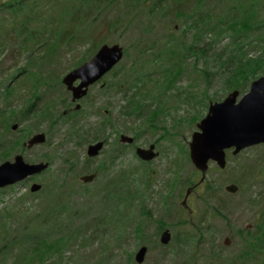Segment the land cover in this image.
<instances>
[{
    "label": "trees",
    "instance_id": "trees-1",
    "mask_svg": "<svg viewBox=\"0 0 264 264\" xmlns=\"http://www.w3.org/2000/svg\"><path fill=\"white\" fill-rule=\"evenodd\" d=\"M153 1L154 3L149 8L141 11L146 19L158 17L172 21L174 18L178 21L180 20L178 18H184L185 29L183 33L191 38L190 42L184 41L185 52L181 53L178 49L179 37L174 33H168L161 37L162 39L168 38L169 46H163L160 38L158 41H152L151 46L139 47L136 56L131 57L130 68L120 63L104 77L103 81L106 84L101 86V95L105 98L109 97L111 93L121 95L122 99L126 101V105L119 111L121 115L133 118L137 123L140 119L145 118L142 123L130 128L137 138L140 137L142 126L145 124L147 129L152 132L163 130L166 135H163L162 139H167L169 134L164 120L166 116L164 118L161 114L164 109L179 111L180 106L179 104L175 107L157 105L152 110H148L149 105L144 103L140 97V91L143 87L139 83L145 75L141 72H144L148 65L154 63L155 66L156 63L160 62L161 67H154L155 71L151 74L152 78L154 75L162 76L164 73L168 79L166 85L168 87L164 85V88L174 87L176 89L174 82L182 73L187 60L195 58L192 65L198 68L197 72L208 81H222L226 95L234 91L244 94L254 81L264 75V33L252 40L253 42L244 43V40L248 39L255 29H264V20H258L261 12V0H229L228 4L233 3V5L226 8L224 13L215 16H213V11L202 9V4L207 0ZM193 1H196L194 9L190 11L184 9L185 2ZM141 2L146 5L144 0H6V2L0 3V27L8 20L17 26L13 27L11 31L16 32V38L19 42L18 49L27 54V64L31 70L24 82L30 84L29 97L25 100L20 99L23 104L24 102L26 104L23 110L12 111L13 101L20 98L19 89H21V85L12 88L11 82L20 75L21 70L17 71L13 80L4 89V106L0 107V164L10 160L17 151L26 152L23 143L33 136L31 134L34 126L30 124L26 128L22 127L28 121H44L49 124L48 145L53 144L54 136L57 134H61L68 141L77 139L79 143H96L103 140L107 144L108 130L117 129L115 120L103 115L104 122L99 127L93 128L88 124L89 118L92 115L103 113L102 107H98L95 113H92L96 103L94 96L89 93L86 97V105L80 110H76L70 99L71 93L66 90L62 83L63 77H59L57 74L44 75L41 66L43 62H55L57 55L63 48L73 50L76 46L91 42L92 45L87 54L78 59L73 64V68H78L86 63L97 53L102 44L104 45V42L96 43L92 40L94 33L90 32V29L93 22L98 21L103 12L113 6L118 8L122 6L126 11L124 13L121 11L117 15L118 20L109 22L110 28L117 27L122 24L121 19L124 15L133 13L132 10L138 8ZM236 3L239 9H237ZM4 26L6 27V25ZM226 32L231 33L232 43L229 46V51L225 50L221 55H216L214 67L217 70L214 71L209 66L210 62L207 59L208 49L201 44L207 41L208 35L220 37ZM6 41L7 39L3 40V42ZM253 43H257V48L262 50L261 55L256 59H251L248 56L247 48L254 45ZM213 45L215 44L213 43ZM37 52L42 54L36 58ZM127 54L128 50L126 49L124 58L127 57ZM148 54H151L152 58H146ZM202 60L206 66L200 68ZM110 76L112 80H107ZM162 86L161 84L158 89L163 92ZM161 94L155 98H160ZM175 97H179L183 102L182 104L190 107L202 104L201 99L193 91L186 93L183 98L177 95ZM206 99L209 100V104L207 101L205 108H209L214 99L209 96H206ZM219 101V98L214 100V102ZM199 115L202 120L203 114L199 113ZM169 117L173 118L175 122L179 120L173 112ZM14 124L19 125L23 137L18 139L9 135ZM63 130L64 133H61ZM119 134L117 132L116 148L108 152L104 150L103 154L106 153L109 156L96 167L90 164L92 160L88 158L81 165L80 159L73 155L74 153L66 151L60 157L63 167L52 170L53 163L58 158V147L53 156H45L44 160L35 162H45L50 165L49 169L42 174L48 178L47 183L42 186V190L36 194L27 193L19 196L15 202L5 203L0 208V264H61L63 262L66 248L82 232L78 230L65 231L64 225L70 222L64 224V216L70 213L69 210L78 207L80 200L94 196L92 191L86 189L88 188L87 185H81V188L78 187V189L71 183L72 180L76 179L80 169L85 174L97 172L98 177L95 184L101 178H106V182L96 189L99 208L93 209L92 215H90L92 218L90 222L94 228L87 238L81 237L86 244L89 245L91 241L95 243L101 240L100 248L105 250L109 243L104 244L103 242V228L107 230L111 228V225L122 224L126 220L130 227L128 230H134V235L140 244H148L146 241H151L155 235V247L162 246L158 241V236L161 231L168 228L166 223L163 219H154L153 214L144 211L143 207H139V204L146 200L143 194L153 187L151 183L152 173H147L148 180L145 183L139 181L138 185L129 178L121 177V174L109 178L117 160L121 159L123 155L122 149L130 147L119 143ZM89 138L92 140L89 141ZM258 147L264 148V145L257 146L255 149ZM115 152L117 153L115 154ZM247 153L244 151L234 158H229L225 169L228 173L232 172L228 182L238 185L240 191L251 182L256 185L259 177L263 176V168L258 167V172L250 169L253 164L258 162V159L245 158L243 154ZM188 162H190V157H188ZM181 163L184 166L183 162ZM180 168L181 165L178 163L175 175L164 186L166 193H160L161 201L155 205L156 208L159 207L165 212L167 218L173 216L178 219L175 224L170 225V228L174 229V254L177 258L176 260L174 258V263L198 264L196 261L197 253L199 246H203L210 257L219 258L223 260L224 264H252L261 259H263L262 264H264V210L253 226V230L247 228L244 234V240L247 244L242 253L236 258L224 255L220 257V252L215 250L217 231L213 226L214 220L219 219V217L227 218L225 214L227 212L226 204L213 205V202L216 203L218 199V192L222 189L220 182L219 180H205L200 186L199 183H195L197 174L192 173L183 179ZM202 186L203 188H201ZM16 187L0 189V194L5 195L6 190H15ZM199 187L204 189L203 201L206 206L197 219L196 226H194V223H190L194 217L186 212L181 205L178 206L176 198L179 190L181 197L184 198L187 190L191 189V193H196ZM28 198L31 201L41 198L40 206L26 208ZM257 204V199L251 196L246 206L251 208L256 207ZM95 212H97L96 215ZM74 214L78 215L79 211ZM190 224L193 227L192 231L183 230ZM154 225L158 231L151 235L149 230ZM176 227H181L182 230L176 233ZM245 235H247V239H245ZM124 236L122 234L119 236L117 246L123 244ZM148 238L150 239L148 240ZM112 256L111 254L109 258ZM160 257L162 259L163 254ZM127 258L128 264L135 262L133 253H129ZM163 261H165V257Z\"/></svg>",
    "mask_w": 264,
    "mask_h": 264
},
{
    "label": "rangeland",
    "instance_id": "rangeland-1",
    "mask_svg": "<svg viewBox=\"0 0 264 264\" xmlns=\"http://www.w3.org/2000/svg\"><path fill=\"white\" fill-rule=\"evenodd\" d=\"M143 1V0H141ZM146 2L143 4H139L138 8H134L132 10L133 13L124 15L123 19H121L122 24L118 25L117 27L110 28L109 22L113 20H118L117 15L122 11L123 13L126 11L124 7H115L113 6L111 9H108L103 12V14L99 17L98 21L93 22L90 32H93L94 35L92 40L96 43H103L108 45H115L118 44L124 48V52L127 49L128 54L127 57L123 59L121 64H125L128 68L132 63L131 57H135L138 53L139 47H146L151 46L152 41L159 40L164 35L168 33H174L178 35V49L181 53L185 52V43L190 42L191 38L184 35V18H178L180 20H176L173 18L172 20L169 19H162V18H151L146 19L145 15L143 14L142 9H147L151 6L154 1L153 0H144ZM1 2H6V0H0ZM229 0H207L202 4V9H206L207 11H213L215 16L216 14L224 13L226 8H230L233 3L228 4ZM196 1L194 2H185L184 9H188L189 11L195 8ZM145 7V8H144ZM237 9H239L238 4L236 3ZM198 10H200L198 8ZM260 14L258 20H264V0H261V7H260ZM56 14V13H55ZM6 25V27L4 26ZM261 25V24H259ZM4 27V28H3ZM13 27H17L15 24L11 23V20H8L6 23L1 25L0 27V107L4 106V92L5 87L13 80L18 70L22 72L14 81L11 82V87L17 88L18 85H21V89H19L20 98L13 101L12 111H21L25 107V102L23 104L20 101L21 98L28 99L30 93V84H25V79L27 75L30 73V67L27 64V54L25 51H20L18 49V41L16 38V32L11 31ZM183 28V29H182ZM10 31V32H9ZM264 33V29H255L251 32V36L248 39L244 40L245 44H248L252 40H255L257 36L262 35ZM231 33L226 32L223 36L215 37L212 35H208L207 41L202 43L201 46H205L207 51V59L210 62L209 66L212 70L216 71L217 69L214 67V61L217 58V54L221 55L225 50L229 51V46L232 43V39L230 37ZM4 39H7L6 42H3ZM190 40V41H189ZM168 38H161V44L163 46L168 45ZM253 42V41H252ZM213 43L215 45H213ZM254 45L248 47V56L251 59L258 58L262 50L257 48V43H253ZM91 42H86L80 46H76L73 50L68 48H63L60 51V54L57 55L56 61L51 62H43L41 66L42 72L44 75H58L59 77H64L69 71L73 68V64L83 56H85L88 50L91 47ZM103 45V44H102ZM212 45V46H209ZM227 48V49H226ZM235 49H237L235 47ZM233 51V50H232ZM235 51V50H234ZM41 52H37L35 57H40ZM146 58H152L151 54H148ZM195 61V58H189L182 69V73L179 74V77L175 80L174 87L164 88L168 84V79L166 78L165 74L163 73L162 76L154 75L152 78V73L155 71L154 67H161L160 62L148 65L145 69V73L141 72V74H145L139 83L141 87H143L140 91V97L144 100V103L148 104V110H152L157 105H162L166 107H175L179 104L180 109L179 111H170L164 109L161 116H166L165 125L168 128L167 139H162L163 135L166 133L163 130H158L156 132H152L151 130L147 129L146 125L143 124L142 130L140 132V137H136L130 130V128L135 127L137 124L142 123L145 118H142L138 121L135 119L121 115L119 113L120 109L126 105V101L122 99L121 95L117 93H111L109 97L105 98L101 95V86L105 85L106 83L102 80L100 83L92 86L89 90L91 96H94L96 103L95 108L92 110V113H95L98 107H102V114L99 115H92L89 120L88 124L91 125L93 128L99 127L104 122V116H108L109 118L115 120V124L117 125V129L115 130H108L107 134H109L108 142L104 147V150L110 151L114 150L117 146L116 137L117 132H119V143L122 144L120 141V137L122 135L132 136L137 139L134 145H131L128 148H123V155L121 159L117 160L115 166L113 167L109 178L117 177L118 174H121V177L130 179L131 181L135 182V184L145 183L148 180L147 173H152L151 183L153 187L151 190H148L147 193L143 194V197L146 198L144 202L139 204V207H143L144 211H147L150 214L154 215V219L163 221L166 223L168 229L172 233V240L167 246H163L161 243V247H155L156 238L155 233L158 231L156 225L150 228L151 235H154L151 241H146L148 244L143 245L140 244V241L134 235V230L130 228L126 220L123 223H117L111 225V228L107 229L103 228L102 235L103 242L109 243V246L105 250H101V240L96 241L95 243L90 242V244H86L82 238H87L88 235L93 230V226L91 225L90 215H92V210L99 208L97 204L98 193L97 188L104 182H106V178H101L100 181L95 184L87 185L88 190L92 191L91 193L94 195L89 199L80 200V205L74 209L69 210V214L64 216V225L65 231H73L78 230L82 231L78 234V237L75 238L72 243L66 248V255L61 264H128L127 256L129 253H133L134 257L138 252L141 246H147L149 252L146 256V260L143 264H175V243L173 241L174 232L170 228V225L175 224L178 219L175 217L167 218L165 216V212L160 209L159 207H155L156 203L161 201L160 193H166L164 190V186L166 185L167 181H169L175 175L176 166L179 163L181 165L182 177L185 179L186 177L192 175V173L197 174L195 183H199L201 180V173L197 172L194 168L193 164L188 162L189 157V145L192 140L193 134L197 131V125L201 120L199 115L203 114V118L207 114V109L205 108V104L209 100L206 99V96L213 98L214 100L219 98V102L224 100L227 96L225 94V89L222 81L211 80L208 81L204 77L199 74L198 68H195L192 64ZM206 64L204 60L200 62V68L205 67ZM26 69V70H25ZM25 70V71H24ZM149 75H147L146 74ZM260 75V74H259ZM264 76V75H263ZM104 79V78H103ZM167 79V81H166ZM107 80H112L111 76L107 78ZM161 84L164 88L163 92L160 91ZM168 87V86H166ZM66 88V87H65ZM67 90V89H66ZM250 90H247L244 94L248 93ZM193 91L198 98L201 99V105H194V106H187L182 104L181 99L179 97H185L186 93ZM161 94L160 98H155L158 94ZM244 94H240L238 101L242 98ZM72 100V97L70 98ZM86 98L82 99L81 101L74 103V105L80 104L81 107L86 105ZM162 100V101H159ZM214 100L212 102H214ZM179 101V103H177ZM188 104V103H187ZM175 114L176 117L179 119L177 122L173 120V118L169 117L170 114ZM7 113V112H6ZM165 118V117H164ZM181 119V120H180ZM179 123V124H178ZM30 124L33 126V133H45L47 135L48 131V123L44 121H28L22 125V127H28ZM20 129V128H19ZM17 129L16 131H12L9 134L10 136L21 138L24 135L22 132ZM64 133V130L61 132ZM55 140L53 144L48 145L46 142L44 145L35 147L31 150H27L26 152L20 153L17 151L13 157L8 161H13L15 156L18 154L23 155L26 162L28 163H35L40 160H44L45 156H53L55 150L58 147L57 156L58 158L55 159L53 163L52 170H58L62 168L63 162L60 160L64 152L69 151L74 153L77 158H79L81 165L84 164L87 156L86 150L87 147L91 144H95V142H87V143H79L76 139L74 141L65 140L61 134H57L54 136ZM49 136L47 135V140ZM135 139V140H136ZM27 140V139H26ZM25 140V141H26ZM92 139L89 138V141ZM24 141V142H25ZM103 141V140H100ZM151 144L156 145V152L159 153V156L147 163L140 160L136 155L137 148H144L148 149ZM252 149V150H251ZM254 149V150H253ZM101 152L100 156L92 159L91 165L94 167L98 166L103 162L109 155L106 153L103 154ZM248 152L245 155V158L254 159L257 158L258 162L253 164L250 169L252 171L258 172L259 168H263V176L259 177L258 183L253 185L254 183H249L244 187V191H238L236 194H230L225 191V187L230 184L228 180L231 178V173H228L222 169H220L215 163L210 162L209 171L206 176V181H218L220 182L221 190L218 192L217 201L213 202L214 206L226 204L227 212H225L227 218L223 219L219 217V219L214 220V228L217 231V235L215 236L217 242L215 245L216 251L220 252V257L224 256H234V258L238 257L246 246V242L244 240V234L248 229L253 230V226L257 223V220L262 214L264 210V148L258 147V149L249 148L245 150ZM117 152H115L116 154ZM234 158L231 152L228 153V159ZM241 159V158H240ZM243 160V158H242ZM240 161V160H238ZM184 166H182V163ZM81 170V169H80ZM79 173L75 180H72L71 183L76 187H80L83 183L80 181V177L85 173ZM47 176V175H46ZM47 177L40 176L34 179H28L25 181L24 184L19 183L15 186V190H6L5 195L0 194V208L3 207L5 203H13L15 200L22 195H26L27 193H31L30 189L33 183L41 184L44 186L47 183ZM256 181V180H255ZM201 186V183L198 184ZM253 185V186H250ZM204 186V185H203ZM203 186L201 188H203ZM81 188V187H80ZM198 188V191L195 193L190 194L192 198H190V207L194 210L192 212V216L194 217L191 219L190 223L196 226L197 219L199 218L202 210L205 208V203L203 201L204 196V189ZM79 189V188H78ZM33 194V193H31ZM36 194V193H35ZM181 191L179 190L177 193V203L178 206L182 205L183 197H181ZM255 197L257 199V206L247 208L249 199ZM39 199H34L33 201L29 200L26 205L27 207L37 208L40 206ZM79 211L78 215L74 213ZM88 212V213H87ZM138 213V211H136ZM95 215L97 212L94 213ZM134 216H137L134 214ZM186 226L183 230H193V227ZM176 233L182 230L181 227L177 228ZM125 235L123 239V244L117 246V240L119 239L120 235ZM247 235H245V239ZM226 238L230 239V244L225 245L224 241ZM150 238H148L149 240ZM158 241L160 242V235L158 236ZM194 250V248H193ZM208 250V249H207ZM113 255L109 258L110 255ZM163 254V258L161 259L160 255ZM165 257V261H163ZM108 258V259H107ZM200 258V259H199ZM177 258H175L176 260ZM135 261V260H134ZM196 261L198 264H224L223 260L215 259L209 256L206 253V249L203 246H199V252L197 253ZM263 259L254 262L252 264H262ZM131 264H136L133 262ZM180 264V263H179Z\"/></svg>",
    "mask_w": 264,
    "mask_h": 264
},
{
    "label": "water",
    "instance_id": "water-1",
    "mask_svg": "<svg viewBox=\"0 0 264 264\" xmlns=\"http://www.w3.org/2000/svg\"><path fill=\"white\" fill-rule=\"evenodd\" d=\"M124 55L122 46L104 44L89 61L69 71L63 77L62 83L71 93L73 103L86 98L90 88L117 67L123 61ZM239 96L240 92L234 91L221 102L210 103L206 116L198 123L197 131L192 136L189 157L196 171L202 175L200 183L206 179L210 162L215 163L222 170L226 169L228 151H232L233 156H238L249 148L264 145V76L254 81L249 92L238 101ZM81 108L80 104L75 107L76 110ZM11 129L16 131L19 125L14 124ZM120 141L122 144L132 145L135 143V138L122 135ZM46 142L45 133H36L23 143V147L31 150ZM104 147L103 141L91 144L87 147L86 156L95 159L100 156ZM136 155L144 162H151L159 156V153L152 144L148 149L137 148ZM49 167V163L45 162L28 163L23 155L18 154L13 161L0 164V189L42 175ZM97 176V173L84 174L80 177V181L88 185L93 183ZM41 190L42 185L37 183H33L30 189L33 194ZM225 191L236 194L239 187L232 183L225 187ZM190 194L191 189L186 192L182 203L184 206ZM171 240L172 233L169 230L164 231L160 236V243L163 246L169 245ZM230 242V239L226 238L224 244L227 246ZM148 252L147 246L140 247L135 255L136 264H143Z\"/></svg>",
    "mask_w": 264,
    "mask_h": 264
},
{
    "label": "flooded vegetation",
    "instance_id": "flooded-vegetation-1",
    "mask_svg": "<svg viewBox=\"0 0 264 264\" xmlns=\"http://www.w3.org/2000/svg\"><path fill=\"white\" fill-rule=\"evenodd\" d=\"M104 143H105V146H106V142L105 141H103ZM97 143V142H96ZM132 145H134V144H132ZM152 145V144H151ZM150 145V146H151ZM155 145V144H154ZM131 146V145H130ZM156 146V145H155ZM157 148V147H156ZM26 150V149H25ZM92 160V159H91ZM147 163V162H146ZM93 173H97V172H93ZM88 174H91V173H88ZM98 174V173H97ZM98 177V176H97ZM97 179V178H96ZM96 181V180H95ZM94 181V182H95ZM93 182V183H94ZM92 184V183H91ZM83 185H85V184H83ZM190 198H192V195L191 196H189V198H188V200H187V204H186V206H184L182 203H183V201L185 200V196H184V198H183V200H182V207H183V209L186 211V212H189L190 214L192 213V212H194V210L192 209V207H190ZM192 215V214H191ZM166 230H169L168 228L167 229H164L163 231H161V233H160V236H161V234L164 232V231H166ZM170 231V230H169ZM171 232V231H170Z\"/></svg>",
    "mask_w": 264,
    "mask_h": 264
}]
</instances>
